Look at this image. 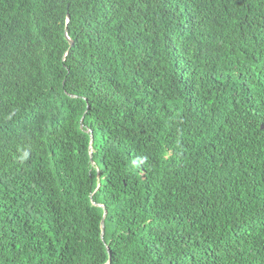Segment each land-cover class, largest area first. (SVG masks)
I'll return each mask as SVG.
<instances>
[{
    "label": "trees",
    "instance_id": "1",
    "mask_svg": "<svg viewBox=\"0 0 264 264\" xmlns=\"http://www.w3.org/2000/svg\"><path fill=\"white\" fill-rule=\"evenodd\" d=\"M0 264H264V0H0Z\"/></svg>",
    "mask_w": 264,
    "mask_h": 264
},
{
    "label": "water",
    "instance_id": "2",
    "mask_svg": "<svg viewBox=\"0 0 264 264\" xmlns=\"http://www.w3.org/2000/svg\"><path fill=\"white\" fill-rule=\"evenodd\" d=\"M67 34V33H66ZM67 37H68V34H67ZM68 39L70 40V43H71V45H74V42L73 41H71V39L68 37ZM92 142H93V137H92ZM107 215V210H105V216ZM102 225H103V233H102V236L104 235V233H105V225H104V220H103V222H102Z\"/></svg>",
    "mask_w": 264,
    "mask_h": 264
}]
</instances>
